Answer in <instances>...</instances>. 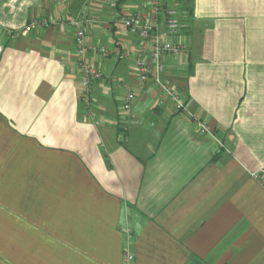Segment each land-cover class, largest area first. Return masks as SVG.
<instances>
[{
    "label": "crops",
    "instance_id": "obj_1",
    "mask_svg": "<svg viewBox=\"0 0 264 264\" xmlns=\"http://www.w3.org/2000/svg\"><path fill=\"white\" fill-rule=\"evenodd\" d=\"M186 2L189 49L162 55L163 78L211 133L152 80L139 87L141 39L118 16L149 0H0V264H123L126 250L132 264H264L251 175L264 167V0ZM70 16L96 19L90 108ZM36 17L58 22L25 30Z\"/></svg>",
    "mask_w": 264,
    "mask_h": 264
},
{
    "label": "built area",
    "instance_id": "obj_2",
    "mask_svg": "<svg viewBox=\"0 0 264 264\" xmlns=\"http://www.w3.org/2000/svg\"><path fill=\"white\" fill-rule=\"evenodd\" d=\"M58 4H66L68 0H54ZM113 9L117 8L118 0H104ZM149 12H136L131 15H119L121 25L130 33L136 34L141 39V46L136 58V68L139 72V87L143 89L147 81L152 80L153 85L160 90L163 99H167L178 112H187L192 122L197 125L201 133H211L208 123L195 112L188 109L180 91L163 78L164 63L163 54L179 56L189 49L188 36L185 31L189 28V11L183 5L182 0H149ZM164 17L165 29L160 31L159 20ZM112 18L110 20L112 21ZM74 31V48L76 68L80 81V99L87 108L94 103L92 83L102 80L104 73L96 66L88 62L87 56V27L92 25L94 17H69L67 19ZM58 22L56 18H34L26 26L25 30H31L34 26H51ZM101 54H109L106 47H97ZM136 95L133 89H129L123 109L130 113L132 102ZM251 175L264 186V167L254 170ZM134 255L126 250L123 256V264H132Z\"/></svg>",
    "mask_w": 264,
    "mask_h": 264
},
{
    "label": "trees",
    "instance_id": "obj_3",
    "mask_svg": "<svg viewBox=\"0 0 264 264\" xmlns=\"http://www.w3.org/2000/svg\"><path fill=\"white\" fill-rule=\"evenodd\" d=\"M119 2H121V0H118V4H119ZM182 2H183L184 7H185L186 9H188L189 14L191 15V10L189 9L190 7H188V5H187L186 0H182ZM117 7H118V6H117Z\"/></svg>",
    "mask_w": 264,
    "mask_h": 264
}]
</instances>
